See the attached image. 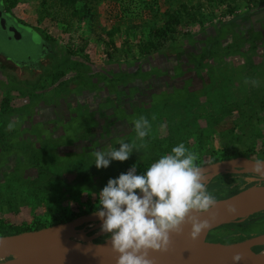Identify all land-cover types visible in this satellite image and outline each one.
<instances>
[{
    "label": "rangeland",
    "instance_id": "obj_1",
    "mask_svg": "<svg viewBox=\"0 0 264 264\" xmlns=\"http://www.w3.org/2000/svg\"><path fill=\"white\" fill-rule=\"evenodd\" d=\"M91 1L92 16L70 31L54 19L59 5L48 6L52 0L10 7L32 26L20 38L0 28V57L17 63L20 73L0 71L1 224L53 226L76 215L70 221L95 226L98 220L81 217L97 208L108 180L134 164L137 174L146 171L159 159L162 140L166 147L183 142L198 153L200 166L217 162L212 159L222 156L218 141L225 137L237 142L240 154L221 160L252 158L245 152L251 145L264 159V6L249 12L264 0ZM60 10L68 11L65 5ZM169 15L180 20L174 33L168 32ZM46 36L58 55L49 54L50 65L30 61L46 56ZM141 115L152 123L146 147L98 169L92 151L131 142L132 121ZM10 121L16 122L12 131ZM143 160L149 161L145 167ZM212 174L206 186L217 199L253 175ZM249 217L229 223L226 243L264 231V211Z\"/></svg>",
    "mask_w": 264,
    "mask_h": 264
},
{
    "label": "clouds",
    "instance_id": "obj_2",
    "mask_svg": "<svg viewBox=\"0 0 264 264\" xmlns=\"http://www.w3.org/2000/svg\"><path fill=\"white\" fill-rule=\"evenodd\" d=\"M244 83L258 86L255 79L245 78ZM132 123L136 135L131 142L120 139L119 148L92 151L98 169L107 168L113 160L127 161L134 150L146 147L145 138L152 131V123L144 115ZM15 126L16 122L10 121L7 130L12 131ZM198 160V153L181 142L143 173L137 174L134 164L127 172L108 180L98 193L94 215L102 221L101 231L110 235L112 250L118 254L116 264H153L150 250L167 251L172 233H181L184 225L190 224V236L195 240L210 226L201 214L209 212L217 198L208 191ZM251 171L264 178V160L253 161ZM229 211L234 212L235 208L230 206ZM232 260L239 264L242 256L235 254Z\"/></svg>",
    "mask_w": 264,
    "mask_h": 264
},
{
    "label": "water",
    "instance_id": "obj_3",
    "mask_svg": "<svg viewBox=\"0 0 264 264\" xmlns=\"http://www.w3.org/2000/svg\"><path fill=\"white\" fill-rule=\"evenodd\" d=\"M263 6L264 3L251 8L249 12L258 10ZM5 22L6 17L0 11V27L2 29L5 28ZM8 30L12 32L14 38H20L18 30L13 25H9ZM38 74H35L34 77ZM34 77L32 78L34 79ZM253 161H256V159L242 156L235 159L219 160L214 163L204 164L201 167L205 175L210 173V171H215V173L224 171H232L240 174L253 173L244 167L245 162ZM223 163L228 164L224 168H218ZM234 166L238 168H233ZM253 193L264 195V178L254 174L245 177L229 192L217 199L216 205L212 208V220L209 221L210 226L204 230L198 239L177 238L171 241L167 251L150 250L149 258L153 260V264H234L232 257L235 254H240L242 260L239 264H264V256L258 252V250L264 249L262 247L264 245V231L240 241L225 242L228 224L234 220L235 214L241 204ZM230 206L235 208L234 212L229 211ZM97 217L93 212L81 217V219H95ZM70 223H73V221L53 225L61 227L56 230L47 242L39 247L31 264H56V260L62 251L76 239H79L80 247L69 258L66 264H83L99 250L105 239L110 238L109 234L101 231V227H81L78 224L72 226L69 225ZM24 232L16 235H5L4 237L18 236ZM30 250H34V248ZM0 254L5 257H11L15 255V251L2 250L0 248Z\"/></svg>",
    "mask_w": 264,
    "mask_h": 264
},
{
    "label": "bare ground",
    "instance_id": "obj_4",
    "mask_svg": "<svg viewBox=\"0 0 264 264\" xmlns=\"http://www.w3.org/2000/svg\"><path fill=\"white\" fill-rule=\"evenodd\" d=\"M253 162H245L244 167L251 170ZM228 163H223L218 166V168H224ZM217 170V169H213ZM215 171H210L205 175V179L212 176ZM254 197L246 199L238 209L235 214L234 219H245L250 215L260 212L264 209V195L260 193L251 194ZM212 209L209 212L201 214V219H206L208 222L212 220ZM85 219V218H84ZM94 220H100L99 217ZM96 227H101L102 221L98 222ZM86 222V221H85ZM94 222V221H93ZM88 223V222H87ZM77 223H70L69 225H75ZM92 226V225H90ZM61 226H48L47 228H42L39 231L24 232L18 236L4 237L0 236V248L2 250H12L15 251V255L11 257H5L0 254V264H31L36 252L39 247L47 242L50 237L58 230ZM82 227V226H81ZM191 225H184L183 232L172 233L171 241L177 238H191L190 236ZM16 235V234H13ZM108 240L105 239V241ZM90 242V241H89ZM80 247L79 239L71 242L64 251L58 256L56 264H66L69 258L78 250ZM34 248V250H30ZM262 256H264V249L258 251ZM118 254L112 250L110 239L102 243L99 250L86 262L83 264H116Z\"/></svg>",
    "mask_w": 264,
    "mask_h": 264
},
{
    "label": "trees",
    "instance_id": "obj_5",
    "mask_svg": "<svg viewBox=\"0 0 264 264\" xmlns=\"http://www.w3.org/2000/svg\"><path fill=\"white\" fill-rule=\"evenodd\" d=\"M7 1H9L7 7L10 8V7L14 6L19 0H7ZM68 1H69V4H66V2H68ZM4 2H6V0H4ZM90 2H91V4H93L94 1H91V0H52L51 4L49 3L48 6L55 5V4L58 3L57 4V5H59L58 8L56 7L55 9H53L54 19L57 20L58 23H61L62 25H65L63 30L70 31L74 27L75 23L76 24L77 23H81V21L84 18H86V17L90 18L92 16V14H91L92 8L90 6ZM61 5L62 6L65 5V7H67L68 11L66 12L65 10H63V11L60 10V6ZM229 10L232 11L233 7H229ZM42 11H43V9L41 10V8H40L39 12L41 13ZM168 19H169L168 20L169 25L167 26L168 27V32L169 33L176 32V27H177L176 25H178L180 23L179 17L169 15ZM118 29H119L118 27L117 28H113L112 32L115 33L116 31H118ZM46 38H48V36H46ZM155 45H157V44H153V46H155ZM159 45H161L160 42H159ZM155 48H156V46H155ZM143 50H144V47L141 48V46H140V51L142 53L144 52ZM106 54L109 55L110 57L112 56L111 52H107ZM236 143L237 142L234 139H232V140L229 139V138L226 139V137L223 138V140H221V142L218 141V144L220 146V151L223 154H222V156L219 155V157L213 158L212 161H218V160L223 159L225 157L224 156L225 154H227L226 157L234 156V154H236V155L240 154L239 151L237 149H235L236 148ZM160 144L162 146V147L160 146L161 152H160V154L157 152V156L159 155V157L164 155L167 151L170 150V148H172L174 146V145H171V147H166V144L163 143V140L160 141ZM155 145H157V144H155ZM157 146H155V147H157ZM201 150H202V148L199 147L198 151H201ZM235 151H237V152H235ZM245 152H248L249 156L252 157V159L254 158L253 155L255 154V152H254L253 145L249 146L246 149ZM255 156L256 157L254 159L264 160V159H261L260 157L258 158L256 154H255ZM149 160H151V159H149ZM148 162H149L148 160H143L140 165L142 167H145L148 164ZM39 169L42 170V168H39ZM80 177H83V176L80 175ZM96 195H97V193H96ZM71 197H72L71 199H75L77 201H80L81 203H86V200H87V199L84 200V197H81V196H78V195H74V196H71ZM71 199L68 200L67 206H69L72 203ZM262 211H264V209ZM262 211H260V212H262ZM260 212H256V213H260ZM85 213H86L85 210H83L81 212V214H85ZM75 216H67L64 219H65V221H70ZM250 217H252V215ZM57 224H59V223H57ZM50 225L51 224L47 223V222L46 223H44V222L43 223L35 222V224L33 226L24 225V224L4 225V224L0 223V236L18 234V233H21V232H24V231H34V230H38V229H41V228L44 229L45 227H48V226L50 227Z\"/></svg>",
    "mask_w": 264,
    "mask_h": 264
},
{
    "label": "flooded vegetation",
    "instance_id": "obj_6",
    "mask_svg": "<svg viewBox=\"0 0 264 264\" xmlns=\"http://www.w3.org/2000/svg\"><path fill=\"white\" fill-rule=\"evenodd\" d=\"M0 11H1V14L4 17H6L5 28H3V29L1 27L0 28H1L2 31L8 33L9 35H12V32L8 30L9 25H13L18 30V32L20 34V37L22 36V33L24 32V30L27 27L28 28L30 27L28 24H26L25 22H23L22 20H20L19 18H17L14 15V13L10 10V8L7 7V5L4 2V0H0ZM31 28H32V26H31ZM45 39H47V38H45ZM47 41H48V43L50 45V47H49L50 49L48 47H46L45 48V51H42V53H41V55L42 54H46V56L45 57H42L41 56L40 58L38 57L39 59L38 58L37 59H35V58L32 59V57H29V60L32 59L30 61H37L38 60V62L40 64L46 65V64L49 63V65H50V63L53 60H50L49 59V57H48L49 54H52L53 55V58H54L56 55H58V53L55 51V46L52 44L53 42L50 41V40H48V39H47ZM21 65L23 66V64H21ZM16 69H17V63L14 64L13 62L7 61V59L5 57L4 58L3 57H0V71L6 72L7 74L14 75L17 78V75H19L20 73L15 74ZM43 72L44 71L42 70V73ZM247 176H250V175H244V178L247 177ZM262 247H264V245Z\"/></svg>",
    "mask_w": 264,
    "mask_h": 264
},
{
    "label": "crops",
    "instance_id": "obj_7",
    "mask_svg": "<svg viewBox=\"0 0 264 264\" xmlns=\"http://www.w3.org/2000/svg\"><path fill=\"white\" fill-rule=\"evenodd\" d=\"M30 26V25H29ZM31 27V26H30Z\"/></svg>",
    "mask_w": 264,
    "mask_h": 264
}]
</instances>
